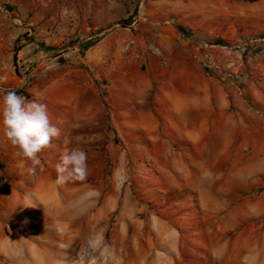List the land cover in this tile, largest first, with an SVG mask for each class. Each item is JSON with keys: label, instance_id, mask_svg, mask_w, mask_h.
I'll use <instances>...</instances> for the list:
<instances>
[{"label": "rangeland", "instance_id": "rangeland-1", "mask_svg": "<svg viewBox=\"0 0 264 264\" xmlns=\"http://www.w3.org/2000/svg\"><path fill=\"white\" fill-rule=\"evenodd\" d=\"M263 39L264 0H0V97L15 90L45 102L60 95L48 85L77 81L86 90L82 120L59 125L34 171L0 133V264L264 263V215L223 230L227 219L174 185L176 141L160 119L149 135L111 120L105 78L112 66L154 69L160 48L177 43L264 123ZM205 53L213 71L202 66ZM78 147L87 178L57 185L60 155Z\"/></svg>", "mask_w": 264, "mask_h": 264}, {"label": "crops", "instance_id": "crops-1", "mask_svg": "<svg viewBox=\"0 0 264 264\" xmlns=\"http://www.w3.org/2000/svg\"><path fill=\"white\" fill-rule=\"evenodd\" d=\"M159 52L154 69L148 64L139 70L125 65L106 69L111 120L149 135L152 121L160 119L176 141L175 157L168 163L174 185L195 193L205 214L227 219L223 230L264 215V193L257 196L264 179V123L232 86L205 74L188 49L172 43ZM63 84L48 85L45 92L61 87L60 95L42 102L54 123L55 112L63 123L79 122L86 90L80 81ZM149 98L154 111L146 109ZM223 167L229 171L219 172Z\"/></svg>", "mask_w": 264, "mask_h": 264}, {"label": "clouds", "instance_id": "clouds-1", "mask_svg": "<svg viewBox=\"0 0 264 264\" xmlns=\"http://www.w3.org/2000/svg\"><path fill=\"white\" fill-rule=\"evenodd\" d=\"M62 123V120L53 122L42 97L29 99L15 90H9L0 97V133L17 149V156L31 161L33 167L30 171L41 164L39 154L50 148L54 139L62 136L59 126ZM75 140L80 142L82 138L77 136ZM87 159L88 153L82 147L63 152L56 164L55 183L63 185L84 181L87 178Z\"/></svg>", "mask_w": 264, "mask_h": 264}, {"label": "built area", "instance_id": "built-area-1", "mask_svg": "<svg viewBox=\"0 0 264 264\" xmlns=\"http://www.w3.org/2000/svg\"><path fill=\"white\" fill-rule=\"evenodd\" d=\"M186 40H188V39H186ZM258 42H264V39L263 40H258ZM199 46L201 48H203V49L212 48V49H218L220 51L227 52V53H229L230 51L235 50L236 48L239 49V46H237V47H235V46L234 47H228V46L222 45V44L209 45V44L205 43L204 41H199ZM202 66L207 72L213 71L216 68V64L214 62L213 57L210 56L209 54L205 53L202 56Z\"/></svg>", "mask_w": 264, "mask_h": 264}]
</instances>
